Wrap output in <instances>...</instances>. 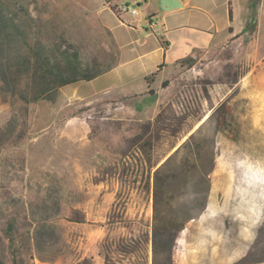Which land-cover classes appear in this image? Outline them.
Segmentation results:
<instances>
[{
  "label": "rangeland",
  "instance_id": "374dc122",
  "mask_svg": "<svg viewBox=\"0 0 264 264\" xmlns=\"http://www.w3.org/2000/svg\"><path fill=\"white\" fill-rule=\"evenodd\" d=\"M2 1L25 29L9 47L0 46V254L7 264L15 263L3 229L16 218L29 229L30 248L20 264H105L106 254L130 264L118 243L150 235L153 215L152 193L141 181L148 155L134 138L143 133L151 141L156 165L204 114L197 127L204 135L214 133L221 114L226 122L216 135L207 207L188 231V254L198 256L193 262L186 254L187 264H264V82L256 87L264 62V0H231L237 34L208 57L178 66L173 87L157 106L154 93L123 94L143 91V80L90 100L68 98L63 86L50 99L24 103L31 81L17 71L30 48L72 47L89 67L115 66L121 47L113 38L120 33L128 41L130 31L103 7L106 0ZM122 1L116 3L123 7ZM139 3L132 4L144 21L145 2ZM128 16L122 10L121 19L128 22ZM85 81L76 82L83 94L101 87ZM13 119L14 129L7 128ZM125 166L131 169L123 173ZM231 174L236 191L229 199L223 184ZM212 230L226 246L211 238ZM146 249L151 262L150 237ZM131 261L136 264L137 256Z\"/></svg>",
  "mask_w": 264,
  "mask_h": 264
},
{
  "label": "trees",
  "instance_id": "16d2710c",
  "mask_svg": "<svg viewBox=\"0 0 264 264\" xmlns=\"http://www.w3.org/2000/svg\"><path fill=\"white\" fill-rule=\"evenodd\" d=\"M110 7L120 16L122 9L118 5L113 4ZM24 30L23 21H18L14 10L0 0V46L9 47L16 36L22 37ZM161 39L163 43L167 42ZM30 49L32 50L30 55L24 57L25 59L23 56L19 58L21 61L18 63L17 71L18 75H24L31 81L28 84L29 94H22L21 97L24 103L50 99L52 93H58L63 86L81 80H92L114 67V64L103 68L94 65L89 67L82 60L81 52L73 50L72 47L69 50L57 46L52 48L33 46ZM194 61V58L187 57L179 62L183 64ZM167 83L165 81L163 85ZM14 121L15 119L9 121L7 128L14 129L12 128ZM225 122V115L221 114L217 118V127L210 136L202 134V128H198L180 143L174 152L156 165L151 161L153 150L151 141L145 139L143 133L134 138V142L139 143V149L148 155L147 160L142 164L141 181H143L142 188L152 193L153 215L150 235L149 232L139 233L137 237L129 238L133 243H127L128 240L124 238L118 243V251L123 256H127L130 264L134 255L137 256L136 264H187L186 254L191 261H196L198 255L192 257L188 254V231L207 207L211 191L210 176L217 157L216 135ZM8 139L10 137L5 140ZM130 169L131 167L125 166L123 173ZM219 184L218 180L213 186L217 188ZM223 187L226 196L232 199L236 191L232 174L225 178ZM228 206L226 204L225 208ZM223 209H220V212H223ZM224 212L231 215L227 213V209ZM234 219L238 220L236 217ZM28 231L29 229H23V224L17 218L12 221L11 226L3 229L4 237L8 242L5 244L7 253L15 264H20L22 251L30 248L27 240L29 237L26 235ZM209 235L211 238L220 237L223 245L226 246L220 234L212 230ZM149 237L152 246L151 262L146 249ZM209 250L212 252L211 248ZM212 255L215 256V253L212 252ZM0 264H7L2 254H0ZM105 264H117V262L106 254Z\"/></svg>",
  "mask_w": 264,
  "mask_h": 264
},
{
  "label": "crops",
  "instance_id": "0c3cea01",
  "mask_svg": "<svg viewBox=\"0 0 264 264\" xmlns=\"http://www.w3.org/2000/svg\"><path fill=\"white\" fill-rule=\"evenodd\" d=\"M109 1L103 7L111 9L110 5H118L116 3L118 0ZM135 1L138 4L140 1L145 2L143 7L144 21L139 17V9H137L136 16L133 14L128 16V22H125L116 13L119 16V25L130 31L131 38L124 41L120 33H117L113 38L119 42L121 47L117 65L96 78L84 82L94 83L97 81L96 88L98 85L101 86L90 94L81 93L82 83L74 82L65 85L62 91L63 94H68V98L90 100L107 96L115 88L122 89L128 83L143 80V91H127L123 94H142L144 98H147L154 93L156 99H152V101L156 106L160 105L165 93L175 83L174 72L182 64L179 62L181 59L192 57L196 60L198 56H200L199 59H204L233 38L238 31L234 27L235 17L231 0H179L180 5L169 10L162 8L160 0H124L122 2L124 5L129 4L135 7L132 4ZM119 7L122 8V6ZM144 10L148 11L144 12ZM128 13L132 12L128 10ZM99 23L104 30L111 33L108 26L100 20ZM161 38L167 42L163 43ZM260 70L261 78L257 83L258 85L255 84V86L261 89L264 82V62ZM160 72L163 75L159 78ZM152 76H155V79L151 82L148 81ZM165 81L168 82L167 85H163ZM155 83H158L157 87ZM70 85L74 87L68 91ZM207 116L204 114L197 119L185 133L184 139L197 129Z\"/></svg>",
  "mask_w": 264,
  "mask_h": 264
},
{
  "label": "water",
  "instance_id": "95a60500",
  "mask_svg": "<svg viewBox=\"0 0 264 264\" xmlns=\"http://www.w3.org/2000/svg\"><path fill=\"white\" fill-rule=\"evenodd\" d=\"M161 6L165 10L178 7L180 5L179 0H160Z\"/></svg>",
  "mask_w": 264,
  "mask_h": 264
},
{
  "label": "built area",
  "instance_id": "2783aa9c",
  "mask_svg": "<svg viewBox=\"0 0 264 264\" xmlns=\"http://www.w3.org/2000/svg\"><path fill=\"white\" fill-rule=\"evenodd\" d=\"M121 9L125 11L129 10L132 12V14H137V9L134 6H130L129 4H125Z\"/></svg>",
  "mask_w": 264,
  "mask_h": 264
}]
</instances>
